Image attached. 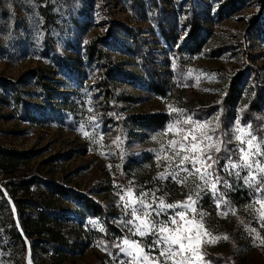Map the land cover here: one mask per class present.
<instances>
[{"label":"rangeland","instance_id":"rangeland-1","mask_svg":"<svg viewBox=\"0 0 264 264\" xmlns=\"http://www.w3.org/2000/svg\"><path fill=\"white\" fill-rule=\"evenodd\" d=\"M195 27L200 46L189 53ZM233 83L234 103L225 99ZM261 93L264 100V0H0V264H51L52 246L22 231L6 186L21 181L32 183L26 197L17 193L34 206L25 215L43 213L67 242L64 264L130 259L117 247L141 239L123 223L131 217L120 195L129 187L149 193L154 208L161 197L170 204L193 195L212 238L202 237L203 264H264V224L249 207L264 197V177L249 186L247 170H237L240 178L224 170L228 155L238 160L237 123L264 141V102L250 106ZM154 113L166 122L145 126ZM189 117L218 124L214 139L225 144L211 154L222 198L198 189V177L158 179L168 141L180 139L166 130L177 121L192 127L183 123ZM86 200L101 216L83 208ZM153 239H142L146 251Z\"/></svg>","mask_w":264,"mask_h":264},{"label":"snow or ice","instance_id":"snow-or-ice-1","mask_svg":"<svg viewBox=\"0 0 264 264\" xmlns=\"http://www.w3.org/2000/svg\"><path fill=\"white\" fill-rule=\"evenodd\" d=\"M170 110L177 111L175 108H170ZM183 123L191 124L192 127L181 128L179 127L180 121H177L176 124L169 125L166 130V134L180 135V139L174 138L168 141V147L172 154L168 155L165 152L163 158L169 163L166 170L159 174L158 179L163 180L171 177L177 183H183L188 177H198L203 182L202 185H196L198 189L209 190L214 196L222 198V194L218 192L221 177L214 176L215 169L213 168V165L219 163V160L214 159L211 154L213 152L220 153L222 145L225 144L218 137L214 139L218 124L217 127H212L211 122L192 121L190 117L186 118ZM233 138L240 145L235 150L238 160L234 161L232 156L228 155L224 170L229 174L234 173L237 178H240L238 169L247 170L248 175L244 176L243 180L251 186L259 182L260 177H264V163L256 159L258 156H264V150H262L264 141L258 140L252 134L250 125L241 127L239 123L233 129ZM225 151L228 150L225 148ZM158 159H160L159 155ZM209 161L211 163H208ZM181 173L185 174L183 178H181ZM224 186L230 187L227 181H224ZM261 190L264 191V189ZM199 194V191L195 192L197 197ZM148 195L149 193L146 192L137 195L131 187L120 195L125 215L131 217L123 223L126 226H131L128 231L133 237L141 238L137 240L125 237L120 244H117L120 253L130 258L127 261H121V264H153V262L161 264V258H163L162 264H203L202 237H208L206 241H203L208 243L212 242V238L203 225V214L197 213L196 200L193 199V195L190 194L184 202L170 204L165 203L164 198L161 197L155 208L153 207L155 201L149 203L145 199ZM255 204H258L259 207L257 208ZM255 204L249 207L259 214V218L264 224V197L259 198ZM217 207H219V203ZM168 209H172L174 212L166 220L153 219V213L158 217ZM176 209L182 210L175 211ZM189 210L192 213L190 217L187 215ZM147 236H152L154 239L146 251L141 241ZM223 238L227 239L226 236ZM260 242L264 244V239ZM153 251H158L159 255L150 256L149 252ZM177 257L180 258L177 259Z\"/></svg>","mask_w":264,"mask_h":264},{"label":"trees","instance_id":"trees-1","mask_svg":"<svg viewBox=\"0 0 264 264\" xmlns=\"http://www.w3.org/2000/svg\"><path fill=\"white\" fill-rule=\"evenodd\" d=\"M198 37V29L197 27H195L193 29L192 35H191V40L188 41V43H186V50L189 53H195L198 50V47L200 46V42L197 39ZM107 82H102L104 91L106 93V96L108 97L110 95V91L109 88L107 86ZM239 93V89H238V85L236 83H233L232 85L229 86L228 88V93L225 96L226 101H232L233 103L236 101L237 95ZM262 93L258 96H254L251 100L250 106L251 108L257 106L258 103H262L264 102V100L261 98ZM250 111L247 110V115H250L249 113ZM149 118H144L145 120V126H150L152 128H156V127H160L162 126L166 121V116L162 113L160 114H151L150 116H147ZM144 124V123H143ZM8 153L10 156H16V155H21L22 153L19 152H14L9 150ZM4 166V165H3ZM32 184V183H31ZM31 184L28 183L27 181H21L20 184L10 187L8 185L7 188L9 189V193L11 195V197L13 198L16 210H17V216L19 221L21 222V228L22 231L24 232V234L29 237V238H37L38 240L41 241L42 245H49L52 246L53 248V252L51 253L49 257L51 264H64V256H65V251L63 248L64 246L67 245V242L65 241V239L63 238V236L60 234V231H57L55 233L54 229H52L51 227H49L48 225H46V219L43 215V213H40V218L38 220H31L30 217H28L27 215H25V209L30 208L32 209L34 206L29 205V207H27L23 201L21 199H19L17 197V193L18 191L22 190L23 193L20 194V196L22 197H26L29 194V190L31 187ZM63 192V191H60ZM84 206L83 208L86 210H89L92 214H96V215H100L101 216V210L100 208L95 205L94 203L90 202V201H84ZM89 212V213H90ZM11 215V217H10ZM9 217L11 218L10 222H11V227L12 228H16L13 218H12V214L10 213ZM106 225H107V220L105 221ZM16 231V230H15ZM13 233L15 234L16 238L19 241L20 244V248L21 249H25V243L24 240L21 236V234H19L18 232L15 233L13 231ZM35 251V249H34ZM46 252V251H45Z\"/></svg>","mask_w":264,"mask_h":264}]
</instances>
